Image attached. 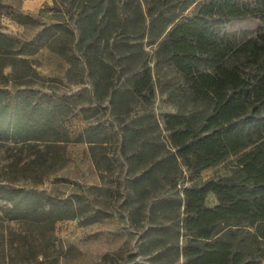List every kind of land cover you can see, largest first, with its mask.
<instances>
[{"label":"rangeland","instance_id":"obj_1","mask_svg":"<svg viewBox=\"0 0 264 264\" xmlns=\"http://www.w3.org/2000/svg\"><path fill=\"white\" fill-rule=\"evenodd\" d=\"M166 2L0 0V32L16 44L12 55L0 56V88L49 104L60 115L57 136L26 144L0 140V185L46 200L76 198L81 213L55 222L13 217L0 200V264H183L181 250L189 242L182 230L183 190L233 175L236 158L203 169L170 158L162 116L204 118L210 109L188 102L181 78L157 56L166 32L151 34L149 14L161 6L176 13L188 0ZM55 25L61 28L39 42ZM36 45L34 54L22 49ZM89 47L113 68L110 82L87 66ZM143 68L152 79L149 104L113 96L128 90ZM204 204L218 201L208 194ZM255 227L229 220L212 240L264 262Z\"/></svg>","mask_w":264,"mask_h":264},{"label":"trees","instance_id":"obj_2","mask_svg":"<svg viewBox=\"0 0 264 264\" xmlns=\"http://www.w3.org/2000/svg\"><path fill=\"white\" fill-rule=\"evenodd\" d=\"M149 17L151 34L166 32L157 56L181 78L183 97L210 109L204 118L162 116L173 151L170 158L187 167L192 160L200 169L229 156L236 158L233 175L183 190L182 230L189 239L181 250L183 264H264L250 254L234 252L227 242L212 240L220 223L243 220L256 226V236L264 244V0H188L176 13L161 6ZM16 21L24 23L21 16ZM60 28L43 30L38 41ZM15 45L0 32V56L12 55ZM26 48L34 54L38 45L22 47ZM85 61L91 71L111 81L113 68L92 47L86 49ZM151 81L143 68L128 90L113 91V96H133L147 105L153 97ZM59 116L49 104L0 88V140L26 144L57 136ZM208 194L216 197L218 205L205 206ZM0 200L10 205L13 217L40 216L55 222L81 215L76 198L46 200L41 194L0 185Z\"/></svg>","mask_w":264,"mask_h":264}]
</instances>
